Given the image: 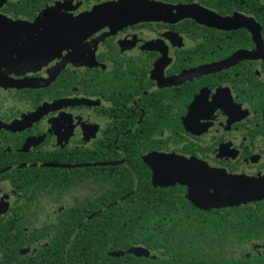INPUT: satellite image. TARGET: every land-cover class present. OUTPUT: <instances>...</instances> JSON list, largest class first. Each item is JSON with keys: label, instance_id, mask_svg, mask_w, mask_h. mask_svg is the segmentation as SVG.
Segmentation results:
<instances>
[{"label": "flooded vegetation", "instance_id": "obj_1", "mask_svg": "<svg viewBox=\"0 0 264 264\" xmlns=\"http://www.w3.org/2000/svg\"><path fill=\"white\" fill-rule=\"evenodd\" d=\"M0 81V264H84L103 226L170 223L179 257L110 252L264 264V228L200 219L264 198L205 208L158 165L264 176V0H0ZM119 206L147 220L105 221Z\"/></svg>", "mask_w": 264, "mask_h": 264}, {"label": "trees", "instance_id": "obj_2", "mask_svg": "<svg viewBox=\"0 0 264 264\" xmlns=\"http://www.w3.org/2000/svg\"><path fill=\"white\" fill-rule=\"evenodd\" d=\"M165 198V196H164ZM119 207H112L104 211V220H121L127 221L133 216L134 219L141 221H146L147 215L149 212L144 211H125L121 210ZM167 221L170 222L172 213H168ZM193 214V213H191ZM179 220L187 218L179 217ZM192 219V217H191ZM201 220H205L206 223L211 224L212 227L219 228L220 223L223 222L226 224V221L232 222L233 228L237 229L238 233L235 235H243L241 232L243 228L254 229L255 231L258 228H264V210L255 208L253 206L234 208L233 210L219 211L216 213H210L208 211H203L200 215ZM245 222L244 224L241 223ZM165 222V221H163ZM215 222V224L213 223ZM182 225L174 226L170 224H164L156 228L153 234L151 230L154 229L146 227V225L138 224L136 226L129 224L128 226H119L114 224L113 226H103V231L105 234L95 235L92 238L91 248L89 253H87L84 258L81 260L84 264H158L164 262L166 259L162 257H153V256H140L135 255L129 251H123L124 253L120 254V248L110 252L111 250L117 247L127 248L131 245L132 240L135 243H139L148 248H152V242L161 246H167L169 244L168 252L172 253L174 257H179L181 245L184 241L183 232H179ZM101 226L92 227V231L98 230ZM253 233V231H252ZM254 234V233H253ZM220 236L217 231L214 236ZM194 236H192L193 238ZM180 238L181 240H178ZM191 244L200 246L201 251V262L202 264H234L236 262V255H230L226 251H219L215 253H209L204 250L206 245H209L207 241H191ZM127 253V254H126ZM126 254V255H125ZM214 260V261H213ZM73 262V261H72ZM73 264H77L74 263Z\"/></svg>", "mask_w": 264, "mask_h": 264}, {"label": "water", "instance_id": "obj_3", "mask_svg": "<svg viewBox=\"0 0 264 264\" xmlns=\"http://www.w3.org/2000/svg\"><path fill=\"white\" fill-rule=\"evenodd\" d=\"M159 159L160 177L164 176V182L188 183L196 196L197 204L202 207L239 205L264 198V176L252 178L232 174L208 164L194 165L173 155L161 156ZM211 188L213 192L210 191ZM128 251L136 255L149 253L140 246H134Z\"/></svg>", "mask_w": 264, "mask_h": 264}]
</instances>
